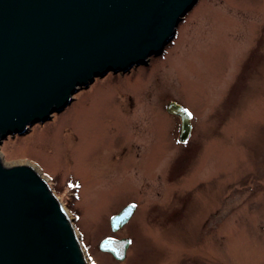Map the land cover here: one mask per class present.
<instances>
[{
	"label": "rangeland",
	"instance_id": "1",
	"mask_svg": "<svg viewBox=\"0 0 264 264\" xmlns=\"http://www.w3.org/2000/svg\"><path fill=\"white\" fill-rule=\"evenodd\" d=\"M74 98L0 151L39 167L90 264H264V0H199L161 56ZM107 237L130 239L124 260Z\"/></svg>",
	"mask_w": 264,
	"mask_h": 264
},
{
	"label": "water",
	"instance_id": "2",
	"mask_svg": "<svg viewBox=\"0 0 264 264\" xmlns=\"http://www.w3.org/2000/svg\"><path fill=\"white\" fill-rule=\"evenodd\" d=\"M199 0H0V146L52 120L109 73L126 74L161 56ZM180 141L192 131L185 108ZM136 211L110 219L113 233ZM130 239L99 248L124 259ZM0 264H88L73 221L39 167L4 163L0 151Z\"/></svg>",
	"mask_w": 264,
	"mask_h": 264
},
{
	"label": "flooded vegetation",
	"instance_id": "3",
	"mask_svg": "<svg viewBox=\"0 0 264 264\" xmlns=\"http://www.w3.org/2000/svg\"><path fill=\"white\" fill-rule=\"evenodd\" d=\"M178 117V116H177ZM116 239H121V238H117V237H115ZM110 255H111V253H110ZM114 257V256H113ZM116 260H118V261H122V260H124V259H117L116 257H114Z\"/></svg>",
	"mask_w": 264,
	"mask_h": 264
},
{
	"label": "bare ground",
	"instance_id": "4",
	"mask_svg": "<svg viewBox=\"0 0 264 264\" xmlns=\"http://www.w3.org/2000/svg\"><path fill=\"white\" fill-rule=\"evenodd\" d=\"M19 163H21V162H19ZM14 164H15V163H14ZM8 165H11V164H8ZM49 185H50V183H49ZM135 212H136V211H135ZM135 212H134V213H135ZM68 216H70V215H68ZM132 217H134V214H133ZM132 217H131V219H132ZM131 219H130V220H131ZM126 254H127V253H126ZM125 257H126V256H125ZM88 264H90V263L88 262Z\"/></svg>",
	"mask_w": 264,
	"mask_h": 264
},
{
	"label": "snow or ice",
	"instance_id": "5",
	"mask_svg": "<svg viewBox=\"0 0 264 264\" xmlns=\"http://www.w3.org/2000/svg\"><path fill=\"white\" fill-rule=\"evenodd\" d=\"M185 111L187 112V110H186V109H185ZM187 114H188V116H189V117H191V113H190V112H188Z\"/></svg>",
	"mask_w": 264,
	"mask_h": 264
}]
</instances>
